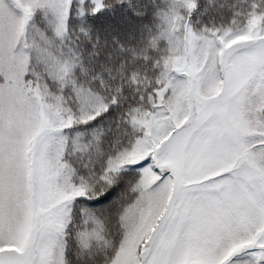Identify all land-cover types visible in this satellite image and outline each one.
Returning <instances> with one entry per match:
<instances>
[{
  "label": "snow or ice",
  "instance_id": "snow-or-ice-1",
  "mask_svg": "<svg viewBox=\"0 0 264 264\" xmlns=\"http://www.w3.org/2000/svg\"><path fill=\"white\" fill-rule=\"evenodd\" d=\"M0 264H264V0H0Z\"/></svg>",
  "mask_w": 264,
  "mask_h": 264
}]
</instances>
